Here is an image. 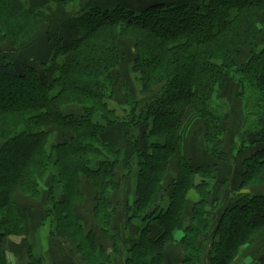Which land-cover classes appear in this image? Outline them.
<instances>
[{
	"label": "trees",
	"instance_id": "obj_1",
	"mask_svg": "<svg viewBox=\"0 0 264 264\" xmlns=\"http://www.w3.org/2000/svg\"><path fill=\"white\" fill-rule=\"evenodd\" d=\"M47 6L70 14L77 33L69 36L70 27ZM43 26L48 63L19 71L14 54L0 52V264H9L5 243L12 237H22L28 264H43L31 238L33 207L20 203L22 197L43 203L37 229L47 226L50 240L72 243L83 264H114L119 242L111 199L123 182L131 198L127 225H142L124 264H166L165 249L186 216L181 264H204L207 246L209 264H231L264 233V193L239 192L224 209L215 197L224 185L217 180L222 167L230 154L241 153L246 135L264 143V0H161L140 10L118 0H0V44L10 42L19 52ZM124 41L131 43L133 79L142 94L154 96L139 100L126 85L125 108L119 109L115 72L127 60ZM240 118L241 135L226 153L230 124ZM191 122L203 134L210 160L204 165L183 153L182 130ZM123 139L133 144L131 158L118 148ZM172 159L178 176L164 188ZM242 170L238 191L260 188L264 150L244 160ZM89 190L109 253L81 219ZM191 191L198 197L192 205Z\"/></svg>",
	"mask_w": 264,
	"mask_h": 264
},
{
	"label": "rangeland",
	"instance_id": "obj_2",
	"mask_svg": "<svg viewBox=\"0 0 264 264\" xmlns=\"http://www.w3.org/2000/svg\"><path fill=\"white\" fill-rule=\"evenodd\" d=\"M40 6H44V4H40ZM49 11H51L55 17L59 21H62V24L70 27L69 31L73 32L70 35H74L77 33V30L75 28H72L70 14L63 12L62 9L59 6L55 7H45ZM45 30L46 27L43 26L40 31L37 33L35 39L25 45L21 51L15 52L12 44L10 42L2 43L0 44V52L1 53H9L14 54L12 61L15 64L16 68L21 71L22 66H29L38 68L43 63H48L50 60V53L48 52V46L46 44V37H45ZM121 52L123 56L125 57L126 62L123 63L122 67L118 69L115 72V83H116V103L118 105H115L119 109L125 108V92L124 87L127 85L128 87V93L139 100L140 98H143L142 101L151 100L154 95L146 96L142 94V92L139 90L138 85L136 84L135 80L133 79V76L131 75V43L124 41L120 45ZM239 107L241 106L238 105ZM241 120V118H240ZM189 123V120H188ZM186 123L182 130V140H183V153L184 155L192 161V164L197 162L196 160H200L198 164L204 165L205 163L209 162L210 160L207 158L206 153L204 151V148L202 146V131L198 127L197 124H194V122H191V124ZM202 127V125H200ZM230 129L232 131V137L231 139H228L226 153H229V145L235 144L238 141V136H240L241 129L243 128L242 120L239 121H232L230 124ZM199 128V131H198ZM240 128V129H239ZM264 131V128H263ZM143 132V129L140 127L134 132L135 138H140L141 133ZM124 133V130L116 131L115 136L117 139L119 137H122V134ZM246 143L250 142L252 143V134H248L246 136ZM249 143V144H250ZM263 146V145H262ZM264 147V146H263ZM118 148L123 154V158H131L133 155V144L130 142H127L125 144V141L123 139V143H120ZM260 148V147H258ZM231 150V149H230ZM255 150L252 149L250 152H254ZM234 153L230 155H234ZM175 161L171 163L170 167V175L166 178L164 182V188L169 187L171 182L177 178L178 173L177 169L175 167ZM225 167V166H224ZM222 167V168H224ZM120 179V174L118 175ZM121 180V179H120ZM218 182L223 183L225 179L223 177H218ZM264 181V180H263ZM50 181L47 180L43 193L44 195L47 194L48 188H49ZM127 184V185H126ZM238 180L236 182L227 181L224 183L223 187H217L215 191V197H221L222 199V206L224 209L225 207L232 206V204L235 202V195L239 193L238 191ZM122 189H120L119 193L114 195L111 199L112 204L114 208L116 209L117 216L112 221V230L113 234L117 235L118 242H119V248L121 252L127 251L133 244L136 243L137 237L139 235V232L142 228V225L139 222L133 221L131 224L127 225V220L125 217V213L127 212L129 205H130V194L128 192L129 185L128 183H122ZM262 187V186H261ZM127 190V192L125 190ZM264 188L259 189H251L246 190L244 192L245 195H256L260 192H262ZM55 195L57 198L61 196V193L59 189L57 188L55 191ZM169 196V192L163 193V203L161 204L163 208L166 207L167 199ZM190 196H192L194 199L197 198L193 192L190 193ZM86 201L84 206L81 207V219L85 223V225L88 228H92V230L96 233L97 241L100 245H102L107 253L110 252L111 248V242L109 239H106L101 236V234L98 232L96 228L95 221L92 216V208L94 207V196L93 192L89 190L88 194L85 197ZM192 202V201H191ZM20 203L24 204V206L33 207V216L34 218H31V230L33 231L31 234V238L34 242H36V245L38 246V252L41 256V261L43 264H52V261L57 262V264H83V261L81 260V257L76 253L75 246L70 243L69 241L65 239H58L57 237L55 239H52L50 241H47L49 238H47V226H41L38 230L39 234V240H38V234H37V227L40 226V221L42 220V210L41 206L43 203H37L33 200H31L28 197H22V200H20ZM35 207V209H34ZM213 222L215 223V219L213 218ZM127 236V237H126ZM179 234L175 236V242L179 240ZM47 241V244H46ZM39 245L41 248H39ZM248 247H242V253L246 252L248 255L245 259H238V256L235 257L233 262L231 264H252L255 261L257 263L264 264V256L261 257L260 253L264 249V233H260L256 236H254L250 241L249 244H247ZM172 248L170 251L166 252V264H179L181 260L180 252L181 248L178 245H170ZM246 246V245H245ZM25 243H23L22 237H12V239L6 241L5 248L8 251V255L6 256L7 262L9 264H28V259L25 252ZM180 251V252H179ZM125 253V252H124ZM240 254V257L244 254ZM111 258H115L113 263L114 264H124V258L115 256V254H111ZM120 256L121 253H120ZM256 257L255 260H253ZM255 262V264H256Z\"/></svg>",
	"mask_w": 264,
	"mask_h": 264
},
{
	"label": "crops",
	"instance_id": "obj_3",
	"mask_svg": "<svg viewBox=\"0 0 264 264\" xmlns=\"http://www.w3.org/2000/svg\"><path fill=\"white\" fill-rule=\"evenodd\" d=\"M119 2L120 1H122V4H125V5H127V6H129V7H131L133 10H140V9H142L143 7H145L146 5H148V4H151V3H154L155 1H161V0H118ZM162 1H164L165 3H184V4H188V5H197V4H199L200 2H201V0H162ZM260 124H261V127H263L264 128V120H261L260 121ZM241 132H242V129H241ZM241 132H240V135H241ZM248 135V134H247ZM246 135V136H247ZM246 138V137H245ZM252 143H246V139H244L245 140V144L243 145V148H242V151H241V153H238V152H235V154L234 155H230V157H229V163L228 164H226V166L224 167V168H222V171H221V177H223V179H225L224 180V183L225 182H227V181H230V182H232V181H234V182H236L237 180H238V183L240 182V180H241V175L243 174L242 173V163L244 162V160H246V159H248L250 156H252L256 151H260V150H264V143H262V142H259L258 140H257V138H254L253 137V135H252ZM263 145V146H262ZM182 147H183V140H182ZM258 147H260V148H258ZM252 149H254L255 151L254 152H250V150H252ZM187 156V155H186ZM173 161H175L176 163H175V167H176V169H177V173H178V166H177V161L175 160V159H172L171 161H170V163H169V175H170V167H171V163L173 162ZM197 162H195L194 164L197 166V165H199L198 164V162L200 161H198V160H196ZM190 162H192V161H190ZM263 180H264V175H263ZM261 188H264V182H263V185H262V187H260V189ZM252 189H259V188H252ZM249 190H251V189H249ZM192 192V191H191ZM190 192V193H191ZM239 192H241L242 194H244V192L245 191H239ZM190 193H189V202H190V204L192 205L193 203H195L196 202V200L198 199V197L197 198H193L192 196H190ZM264 193V190L262 191V192H260V193H258V194H263ZM193 194H195L194 192H193ZM258 194H256V195H258ZM235 196H237V194L235 195ZM192 201V202H191ZM188 220H189V217L188 216H186L185 218H184V221H183V225H182V228H181V230H178L176 233H175V235L174 236H176V235H178L179 234V237H180V239H181V237H182V230H183V228L187 225V223H188ZM39 229H37V234H38V231ZM127 237V236H126ZM39 234H38V240H39ZM48 238V237H47ZM179 239V240H180ZM179 240H177V242H174V243H172L171 245H178V241ZM47 241H50V239H48ZM47 241H46V244H47ZM98 242V241H97ZM35 243V246H36V252H37V255L41 258V256H40V253L38 252V244L36 245V242H34ZM99 244V243H98ZM179 246V245H178ZM244 247H248V245H246V246H244ZM243 247V248H244ZM39 248H41V246L39 245ZM172 247L170 246V245H168L167 247H166V252H168V251H170V249H171ZM243 248H241L240 250H239V256H238V259L240 260V259H245L246 257H247V253L246 252H241L242 251V249ZM210 249H209V246H207L206 247V249H205V260H204V264H209L208 263V261H207V259H206V255H207V253H208V251H209ZM125 252V251H124ZM124 252L122 251L121 252V250H120V248H119V251L117 252V254H118V256L119 257H121V258H123V255H124ZM180 252V251H179ZM120 253H121V255L122 256H120ZM243 254L242 255V257H240V254ZM180 256H181V260H180V263L179 264H181V261H182V250H181V252H180ZM260 256L261 257H263L264 256V249L262 250V252L260 253ZM256 259V257L253 259V260H255ZM256 262V261H255ZM255 262L254 263H252V264H255ZM52 264H57V262H55V261H52ZM68 264H72L71 262L70 263H68ZM178 264V263H177ZM251 264V263H250ZM256 264H261V263H257L256 262Z\"/></svg>",
	"mask_w": 264,
	"mask_h": 264
}]
</instances>
